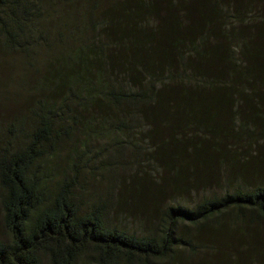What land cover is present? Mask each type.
I'll return each mask as SVG.
<instances>
[{"label":"trees","instance_id":"1","mask_svg":"<svg viewBox=\"0 0 264 264\" xmlns=\"http://www.w3.org/2000/svg\"><path fill=\"white\" fill-rule=\"evenodd\" d=\"M0 191V264H264V0H0Z\"/></svg>","mask_w":264,"mask_h":264},{"label":"rangeland","instance_id":"2","mask_svg":"<svg viewBox=\"0 0 264 264\" xmlns=\"http://www.w3.org/2000/svg\"><path fill=\"white\" fill-rule=\"evenodd\" d=\"M147 145H150V144H147V143L142 144L144 148L147 147ZM144 163H145L144 161H141L140 163H138L137 166L131 167L130 174L135 175L136 171L139 170L141 179H145L146 181H151L154 184H160L161 179L164 178V175L162 174L161 178H158L157 177L158 172H155V170L153 169V166H148L147 164L144 165ZM126 177H129V176L126 175ZM126 177L125 178L119 177L118 179L121 181L122 184H124V180H126ZM108 191H109L108 185H106L105 182H99V184H95V192L97 194V197H103V195H106ZM1 195L2 193L0 191V196ZM201 197L202 196L200 193L195 192L192 195L185 196V198L181 199L179 202L180 203L185 202L188 204H192V203L198 202L201 199ZM124 210L127 211L128 218L120 219L119 217L116 216V219L114 220L115 224L119 226L120 228H126L131 231H138L142 229V222L140 221V218L146 214L145 213L146 210L144 209L143 211L141 208H133V207H125ZM1 217H2V211L0 207V240L4 239L6 236L5 231L3 230V227L1 225Z\"/></svg>","mask_w":264,"mask_h":264}]
</instances>
